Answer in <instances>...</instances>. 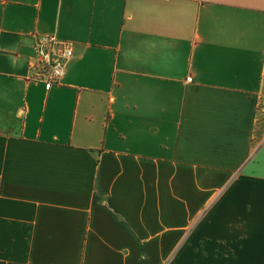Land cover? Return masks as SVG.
Segmentation results:
<instances>
[{
    "label": "crops",
    "instance_id": "obj_1",
    "mask_svg": "<svg viewBox=\"0 0 264 264\" xmlns=\"http://www.w3.org/2000/svg\"><path fill=\"white\" fill-rule=\"evenodd\" d=\"M263 93L264 0H0V264H264Z\"/></svg>",
    "mask_w": 264,
    "mask_h": 264
},
{
    "label": "built area",
    "instance_id": "obj_2",
    "mask_svg": "<svg viewBox=\"0 0 264 264\" xmlns=\"http://www.w3.org/2000/svg\"><path fill=\"white\" fill-rule=\"evenodd\" d=\"M73 55V44L56 36L40 38L34 46V59L30 63L31 78L49 86L58 85Z\"/></svg>",
    "mask_w": 264,
    "mask_h": 264
},
{
    "label": "rangeland",
    "instance_id": "obj_3",
    "mask_svg": "<svg viewBox=\"0 0 264 264\" xmlns=\"http://www.w3.org/2000/svg\"><path fill=\"white\" fill-rule=\"evenodd\" d=\"M261 101V107L259 109V123L256 131V144L260 143L264 138V93Z\"/></svg>",
    "mask_w": 264,
    "mask_h": 264
}]
</instances>
